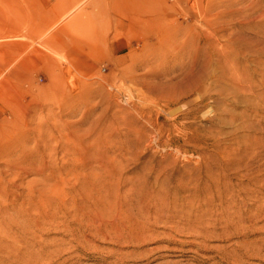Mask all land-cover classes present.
<instances>
[{
  "label": "rangeland",
  "instance_id": "rangeland-1",
  "mask_svg": "<svg viewBox=\"0 0 264 264\" xmlns=\"http://www.w3.org/2000/svg\"><path fill=\"white\" fill-rule=\"evenodd\" d=\"M0 264H264V0H0Z\"/></svg>",
  "mask_w": 264,
  "mask_h": 264
},
{
  "label": "bare ground",
  "instance_id": "bare-ground-1",
  "mask_svg": "<svg viewBox=\"0 0 264 264\" xmlns=\"http://www.w3.org/2000/svg\"><path fill=\"white\" fill-rule=\"evenodd\" d=\"M70 84H72L71 82H70ZM52 150V149H51ZM51 156V158H53V155H50ZM54 159V158H53Z\"/></svg>",
  "mask_w": 264,
  "mask_h": 264
}]
</instances>
